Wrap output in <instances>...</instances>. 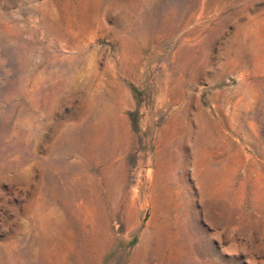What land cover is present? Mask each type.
Masks as SVG:
<instances>
[{"label":"rangeland","instance_id":"1","mask_svg":"<svg viewBox=\"0 0 264 264\" xmlns=\"http://www.w3.org/2000/svg\"><path fill=\"white\" fill-rule=\"evenodd\" d=\"M0 264H264V0H0Z\"/></svg>","mask_w":264,"mask_h":264}]
</instances>
